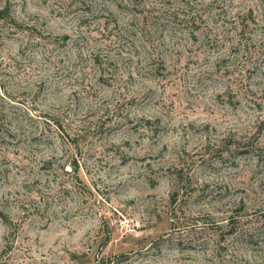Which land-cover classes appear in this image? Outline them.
<instances>
[{
	"label": "rangeland",
	"instance_id": "rangeland-1",
	"mask_svg": "<svg viewBox=\"0 0 264 264\" xmlns=\"http://www.w3.org/2000/svg\"><path fill=\"white\" fill-rule=\"evenodd\" d=\"M0 264H264V0H0Z\"/></svg>",
	"mask_w": 264,
	"mask_h": 264
}]
</instances>
